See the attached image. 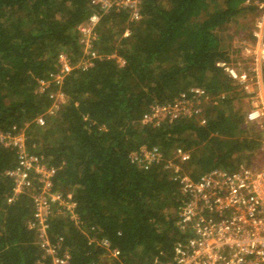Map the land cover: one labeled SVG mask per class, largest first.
<instances>
[{
	"label": "trees",
	"instance_id": "trees-1",
	"mask_svg": "<svg viewBox=\"0 0 264 264\" xmlns=\"http://www.w3.org/2000/svg\"><path fill=\"white\" fill-rule=\"evenodd\" d=\"M138 2L135 20L123 10L101 13L93 64L39 91V80L58 69V52L79 57L77 27L96 8L89 0H0V132L24 129L28 151L55 169L53 188L75 201L78 222L58 214L48 228L50 241L68 249L69 264L168 261L190 235L177 225L184 200L177 175L233 172L263 155L264 131L245 120L244 92L218 65L233 64L230 55L239 52L224 45L228 24L251 18L239 23L250 38L258 12L252 0ZM192 87L209 97L195 116L141 121ZM58 89L64 100L37 125ZM142 146L157 147L161 161L146 168L131 162ZM176 148L188 158H176ZM14 152L0 145V264H52L26 225L29 195L8 201Z\"/></svg>",
	"mask_w": 264,
	"mask_h": 264
},
{
	"label": "built area",
	"instance_id": "built-area-1",
	"mask_svg": "<svg viewBox=\"0 0 264 264\" xmlns=\"http://www.w3.org/2000/svg\"><path fill=\"white\" fill-rule=\"evenodd\" d=\"M89 2L96 10L77 27L79 57L72 60L64 51L58 52V69L50 74V79L39 80V91L47 88L50 82L60 85L72 70L86 69L93 64L97 56L93 42L97 38L96 25L101 13L123 10L129 13L130 19L138 18V0ZM252 3L258 12L251 22L250 38H242L240 42V47L250 48L246 70L231 63L219 62L218 65L244 92L245 120L264 131V0H252ZM118 61L122 63L120 59ZM50 96L53 99L51 105L33 120L39 126L44 123L43 115L55 112L64 100L59 89ZM207 98L203 89L192 87L170 103L151 107L141 121L157 124L166 117L195 116L199 112L195 103L207 101ZM25 139L24 129L18 130L14 126L7 132H0V145L13 149L16 155V166L6 171L13 180L8 201L20 193L29 195L32 215L26 225L35 232L43 256H49L52 264H69L68 249L62 248L59 241H50L48 228L50 217L58 214L77 223L75 201L70 193L62 194L53 188L55 169L47 165L42 156L28 151ZM260 151L264 156V137ZM174 155L181 161L188 158V153L181 148H176ZM161 158V152L155 146H142L130 154L131 162L141 168L158 163ZM176 178L184 196L177 225L187 229L190 235L174 244L168 261L156 264H264V162L241 166L233 172L212 169L196 180L187 175ZM101 243L108 246L105 239Z\"/></svg>",
	"mask_w": 264,
	"mask_h": 264
},
{
	"label": "rangeland",
	"instance_id": "rangeland-1",
	"mask_svg": "<svg viewBox=\"0 0 264 264\" xmlns=\"http://www.w3.org/2000/svg\"><path fill=\"white\" fill-rule=\"evenodd\" d=\"M251 18L247 17L246 19H239L238 23H230L228 24L227 31L222 34L224 45L229 46L231 45L230 49L239 48V52L232 53L230 57L234 59V62H232L237 68H240V70H244L245 66L248 65L249 59L247 53L249 52L250 48L247 47H240V42L244 38L242 32L239 30V23H244L249 21ZM203 101H199L198 103H195V107L200 110V103ZM241 107L246 108V102L243 98ZM202 118V117H200ZM264 162V156L263 155H257L256 158L253 159L252 163L254 165H260ZM167 167H173L174 171L180 170V166L176 164H172L171 162L168 163Z\"/></svg>",
	"mask_w": 264,
	"mask_h": 264
}]
</instances>
